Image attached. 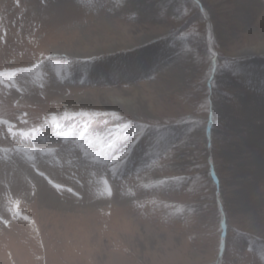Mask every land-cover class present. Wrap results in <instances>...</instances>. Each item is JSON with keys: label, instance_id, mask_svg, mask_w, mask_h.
<instances>
[{"label": "rangeland", "instance_id": "rangeland-1", "mask_svg": "<svg viewBox=\"0 0 264 264\" xmlns=\"http://www.w3.org/2000/svg\"><path fill=\"white\" fill-rule=\"evenodd\" d=\"M260 153L264 0H0V264H264Z\"/></svg>", "mask_w": 264, "mask_h": 264}, {"label": "bare ground", "instance_id": "bare-ground-1", "mask_svg": "<svg viewBox=\"0 0 264 264\" xmlns=\"http://www.w3.org/2000/svg\"><path fill=\"white\" fill-rule=\"evenodd\" d=\"M123 50V49H122ZM121 50V51H122ZM121 51H120V49H116V48H112V49H110L109 51H105V52H101V53H107V52H109V53H112L113 55H118V54H120L121 53ZM256 52V51H255ZM250 52V53H244V54H239V55H241V56H251V55H257V54H260V52ZM95 54V53H94ZM150 54L151 53H149V56H150ZM154 54H156V53H154ZM92 55H93V53H92ZM149 56H144V57H142V58H140V59H138V57H136V58H133V59H130V60H124V61H126V63H124V64H128L129 65V67H131L132 68V66H144V65H146V62H144L145 61V58L146 59H148L149 58ZM95 59V58H94ZM123 59H125V58H123ZM120 62V61H119ZM100 65V64H99ZM111 65H112V67H111V69H113V71L112 72H114V70L115 69H118L117 68V66H116V64L114 65L112 62H111ZM123 68H126V65L125 66H123V65H121V67L119 68L120 70H122ZM86 69V68H85ZM86 71V70H85ZM87 71L90 73V74H94V76L95 75H97L98 73H96V70L95 69H93V67L92 68H87ZM99 72V71H98ZM118 72V71H117ZM119 73V72H118ZM81 78V77H80ZM114 104L116 105V106H118V105H120V104H124V101L122 100V101H114ZM258 142H255L254 140L251 142V144L249 145V146H252V147H255L256 146V144H257ZM261 161H264V154L263 153H260V155H258V154H254V155H252L251 156V159L249 160V164L251 165V166H255L256 164H257V169L258 170H260V166L262 165L263 166V164L261 163L260 164V162ZM258 172V171H257ZM261 174V173H260ZM259 177V176H258ZM260 180V179H259ZM254 192V191H253ZM52 205H55V204H52Z\"/></svg>", "mask_w": 264, "mask_h": 264}]
</instances>
